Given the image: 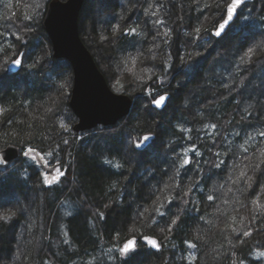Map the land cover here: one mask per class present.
Wrapping results in <instances>:
<instances>
[{"label":"trees","instance_id":"trees-1","mask_svg":"<svg viewBox=\"0 0 264 264\" xmlns=\"http://www.w3.org/2000/svg\"><path fill=\"white\" fill-rule=\"evenodd\" d=\"M167 1L149 6V0H133L122 15L115 7L124 2L116 0L107 15L102 44L116 75L113 87L143 100V107L136 104L117 126L75 132L69 93L50 104L60 96L61 77H72L64 59L49 57L19 83L0 87V147L34 148L48 166L58 163L64 170L47 185L33 154L21 153L0 167V213H15L0 221V264H264L259 255L264 252V157H257L264 145V118L244 108L253 77L264 75V0L238 9L227 47L214 29L230 0H215L214 6L205 0L197 5ZM24 6L22 0H0V19L11 8L8 21L24 33L21 43L29 47L8 61L23 52L27 65L38 48ZM206 16L208 24L195 36L197 20ZM185 18L192 23L190 33L180 31ZM175 27L178 53L168 49ZM10 44L0 28V54ZM202 47H211L208 54L194 55ZM240 54L245 63L237 69L234 56ZM220 72L233 77L228 85L216 76ZM194 76L206 77L197 83ZM194 87L197 94L187 102ZM165 92L177 105L176 116L151 107ZM154 133L160 148L149 146L141 163L131 167L124 141L134 145ZM239 161L243 175L231 180L230 170ZM245 231L250 235L243 236ZM133 236L135 248L122 254L119 249ZM146 237L159 248L145 243Z\"/></svg>","mask_w":264,"mask_h":264},{"label":"rangeland","instance_id":"rangeland-1","mask_svg":"<svg viewBox=\"0 0 264 264\" xmlns=\"http://www.w3.org/2000/svg\"><path fill=\"white\" fill-rule=\"evenodd\" d=\"M48 1L49 0H22L23 6L25 4V6H24L25 10H23L22 13L25 16L27 15V19H29L31 21V25L35 26V28H34L35 33L37 32V34L34 36L33 42H34V46H37L38 51H37V54L35 56V59H33V61L30 64H27V65L21 64V69L16 74L10 73L9 70L7 69V63L9 62L8 60L10 59V56L12 53L16 54V52H18L21 48H29V47L27 46V43H23V44L21 43L20 38L24 36V33L19 32L17 30L16 26L12 23V21H8V18L12 12L11 8H9V7L6 8L4 10L3 14H1L2 17L0 19V28H2V30L6 33L7 37L10 38L11 44L9 45V47L6 51H4L3 53L0 54V87L7 86V85L11 84L13 81L19 83L20 78L25 77L26 75L30 76L29 71L31 70L32 66L37 67L38 65H40L41 62L45 61L49 57H52L51 44H50L49 38H48L46 32L44 31V29L42 28V19H43V15H44ZM115 1L116 0H85L84 7L82 9V14L79 16V32H80V36H81L83 42L90 49V51L93 54L99 68L101 69V71L105 75L109 87L115 92H122V91L116 90L113 87L114 79H115L116 75L114 74L113 67L110 63V58L108 56V52L106 49H104V45L102 44V41L105 39L104 36H106L105 35L106 30L105 29L107 26V22H106L107 21L106 20L107 15L109 18L110 14H111V8L113 5V2H115ZM152 1L153 0H149V2H148L149 6L152 5ZM165 1H167V0H165ZM199 1L200 0H190V3L197 5V4H199L198 3ZM205 1H206V3H208L209 5H212V6H214V4L216 3L215 0H205ZM252 1L253 0H249L246 3H248V2L252 3ZM123 2H124L123 4L121 2L118 3L120 6L118 5L117 7H115V11H117L118 13H120L122 15L128 13L129 10L133 6V0H123ZM43 4H45V8L42 12H40ZM28 8H31V11L35 14V16H33V18L30 16ZM225 10H226V8H225ZM185 19H188V20H185L186 26H180V29H181L180 31L184 32V33H190L191 30L193 29L191 27L192 23L190 24L189 18H185ZM236 19H237V16L234 19V21L232 22V24L235 23ZM1 21H2V23H1ZM197 21H198V25L196 26V29L194 30L195 36H198L201 33L203 27L208 24L209 19L206 16L203 18H199ZM197 30H199V31H197ZM109 31L114 33V26L113 27L110 26ZM174 31H176V33L178 34L177 27H175V29L173 30V39L171 40V42H170L171 45L168 47V49L170 51L172 50L173 52L178 53L176 50L178 48L177 47L175 48V45H174L175 42L177 43V41L174 40L177 36V34L176 35L174 34ZM230 34H231V32H230V29L228 28L227 31L221 36V38H224L221 41L223 47H227V46L231 45L233 39L231 38L232 36ZM207 42H209V40ZM177 45L179 47L178 43H177ZM210 48H208V47H206V49L204 47L197 48L193 51V53H194V55H196L198 57L200 56L203 58V57H205L206 54H208ZM183 55H184V53L181 51L180 57H183ZM240 55H241L240 57H238V55L234 56V59L236 58L235 68H237V69L241 68L243 63H245L242 54H240ZM4 63L6 66H4ZM225 66H226V67H224L225 71H229L227 69V64ZM208 74L209 73H207V75ZM216 76L223 78L222 80H223L225 85H228L233 79V77L231 75L223 74L222 72L216 73ZM195 77L196 76H194V79L196 81H198L197 83H199V82H201V80L203 81L206 76L205 77L202 76L201 79H197ZM263 77H264V75H262L260 73L256 74L253 77V79H252L253 88L249 89L248 91H245L246 95H248V96L244 101L245 110H247V108H248L249 111L252 112L251 114H255L261 118H264V92H263L264 91V78ZM57 86H58L57 88L59 89V92H60V96H58V98L53 99L50 103L51 105H54L55 103L59 104L60 102L56 101V100L61 98V96L63 98L64 96H67L68 93L70 95V90H71V86H72V77L70 78L69 75L68 76L66 75V77H64V76L61 77L60 82L57 84ZM122 93H125V92H122ZM196 94H197V87L189 88L188 92L186 94V100L188 99L187 102H190L191 99H194ZM180 98H181V96H180ZM133 100L134 101H133V105H132V110L136 104H137L136 106L143 107V100L142 99H138L136 101L133 98ZM172 100H173L172 98L169 99V102H168L167 106L165 107V109H163L161 111L154 109L155 113L165 114V115L173 114V116H176L177 115V113H176L177 112L176 111L177 105H176L175 101H172ZM132 110H131V112H132ZM127 117H125V118H127ZM122 120H120L119 122H121ZM118 123L114 126H109V127H115L118 125ZM237 123H238V121H237ZM233 124L236 126L235 122ZM239 125H241L240 126V128H241L242 124H239ZM244 126H246V125H244ZM122 131L124 132V129ZM125 134H126V137H129L128 131L125 130ZM149 146L153 147L154 149L160 148L161 143H160V140L158 137V133H157V136H156V133H154L152 135V140H151L150 144L148 145V147ZM123 147H124L123 148V154H124L128 164H130V166L134 167V168L138 162L141 163V161L143 160L142 157L145 155L146 149L148 148L147 147L145 150H138L135 148V142H134V145H130V144L127 145L126 140L124 141ZM0 148H2V147H0ZM28 148H31V147H28ZM25 150H23V151H25ZM23 151H21V153ZM29 154L34 155V153H29ZM257 155H258L257 157H259V158L264 157V145L262 147V150L259 151V153ZM244 167L245 166L243 165V163L241 161H239L237 163V165L230 170V174H233L232 175L233 177L231 180L239 181L240 177H242L241 173H243ZM56 172L61 174V176H62L64 173L63 167L59 166ZM144 242L149 244L146 239H144ZM124 245H125V243H123V246Z\"/></svg>","mask_w":264,"mask_h":264},{"label":"water","instance_id":"water-1","mask_svg":"<svg viewBox=\"0 0 264 264\" xmlns=\"http://www.w3.org/2000/svg\"><path fill=\"white\" fill-rule=\"evenodd\" d=\"M84 1L85 0H49L42 19V28L46 32L51 44L52 57L54 59L66 60L72 70V86L68 99V106L76 117V122L72 127L75 132L90 130L99 125H116L120 120L130 114L134 101L131 95L115 92L109 87L107 79L99 68L93 54L82 40L79 32V16ZM247 1L249 0H242V3L237 6L233 18L225 26L221 35L216 36L214 34L216 37H221L227 31L237 16L238 8ZM231 3L232 0L228 3L224 18L218 22L214 33L218 26L228 18L227 9ZM22 58L23 52L8 62L7 69L10 73L16 74L20 71ZM14 59H20L21 64L17 65L13 63L12 61ZM160 95H165L167 97L162 107H157L152 103L158 96L151 101V107L158 111L163 110L170 99V93L168 92ZM144 136H149L150 138L147 141H143L142 138ZM151 140L152 136L150 134H144L140 140L137 141L141 144V147L137 148L135 146V148L138 150H145ZM29 149L33 151H28ZM25 152H27V155L29 153H34L37 163L44 169L49 180L56 177L55 181H57L61 177V174L56 172L59 167L58 163L48 166L34 148H27L23 151L22 154L24 157L27 156ZM20 154L21 150L14 144H8L0 148V159H6L7 161L6 165H0V167L7 166L16 160ZM129 240L133 241L134 245H136L137 237H130L125 241V244Z\"/></svg>","mask_w":264,"mask_h":264},{"label":"snow or ice","instance_id":"snow-or-ice-1","mask_svg":"<svg viewBox=\"0 0 264 264\" xmlns=\"http://www.w3.org/2000/svg\"><path fill=\"white\" fill-rule=\"evenodd\" d=\"M242 3V0H232V3L228 6V9H227V13H228V18L225 19L219 26L218 28L216 29L215 31V35L216 36H220L222 31L225 29V26L229 23V21L233 18V14L235 13L236 9H237V6L240 5ZM157 23H160V21H157ZM133 32H135V30L133 29L132 30ZM199 31V30H197ZM252 48H249L247 50V53L250 54L252 53ZM13 63L17 64V65H20L21 64V60L20 59H14L12 61ZM167 99V97L165 95H158V98L157 99H154L152 101V103L154 105H156L157 107H162L163 106V102ZM213 127H215V125H213ZM261 136H264V132L260 133ZM150 137L149 136H144L142 139L143 141H147ZM65 144H67L68 142L67 141H64ZM137 148L141 147V144L139 142L136 143L135 145ZM28 151H33L32 149H29ZM25 155H27V152H25ZM183 163L185 165L189 164L190 163V160L188 158H185ZM7 164V161L6 159H0V165H6ZM220 165H217V167H219ZM241 175H243V173H241ZM56 180V177H53L51 180L48 179V176L45 175L44 176V183L45 184H51L53 183V181ZM213 197L212 196H208V200H212ZM253 203H256V201H253ZM11 216H15V213L14 212H8V213H0V221H7ZM177 220L176 219H173L172 220V224H176ZM234 231H237L234 229ZM250 235V232L249 231H245L243 232V236L247 237ZM147 240V242L152 245L153 247L155 248H159V244L157 243V241L153 238H149V237H146L145 238ZM135 245H134V242L129 240L122 248L119 249V251L124 254V255H127L129 252H131L133 249H134ZM189 247H196L195 244L193 243H190L189 242ZM259 255L261 256H264V252L262 253H259Z\"/></svg>","mask_w":264,"mask_h":264}]
</instances>
